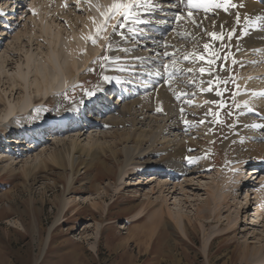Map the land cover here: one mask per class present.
Listing matches in <instances>:
<instances>
[{"label":"bare ground","instance_id":"obj_1","mask_svg":"<svg viewBox=\"0 0 264 264\" xmlns=\"http://www.w3.org/2000/svg\"><path fill=\"white\" fill-rule=\"evenodd\" d=\"M175 1L156 0L154 8L139 9L141 22H135L136 30L126 33L128 40H125V36L119 38V27L111 30L117 18V25L121 24V17L110 19L106 30L99 34L96 29L103 23L101 12H107L114 2L128 0H0V20H4L0 23V84L7 85L0 96V129L7 130L13 136H5L8 145L17 144L23 135V138H29L28 146L32 145L29 151L45 147L48 141L53 142L49 149L20 162L27 179L35 168L46 165L48 161L56 162L63 172L68 169L72 173L81 164L84 168L93 166L97 171L96 177L100 170L111 174L112 167H106L108 157L116 161L119 157L124 158L123 169L140 160L146 162L149 172L169 170L182 175L189 171L206 172L219 167L220 162L211 156L214 147L213 141H210L213 122L207 117L208 113L204 115L190 109L203 105L211 110L216 103L226 102L229 84L223 85V82L229 79L232 84L236 80L240 90L234 93V97L238 98L233 111L234 132L224 150L226 157L233 159L231 164L236 170L230 185L232 192L235 191L232 200L239 199L238 182L252 162L250 158L264 160V98L259 95L264 93V82L258 79L259 75H264V66L243 78L241 75L236 78L228 65L240 58L251 61L253 57L257 64H264V1L259 4L254 0H231L237 7L228 11L215 7L207 11L193 8L195 19L202 22L198 28L187 20L188 11L183 5L187 4V0L177 4ZM212 2L223 4L224 0ZM73 4L75 7L71 11L69 7ZM240 4L243 7H239ZM178 12L185 15V20H175ZM237 15L240 16L238 23ZM213 31L222 34L223 41L219 45L218 40L206 34ZM230 32H234L233 38H229ZM188 33L195 35L189 36ZM88 37H94L96 43L93 44ZM204 43L210 46L206 53ZM237 49H240L239 55L234 52ZM194 50L205 55V60L210 57L218 60L205 66L203 60L195 57L183 59L185 54ZM14 51L19 57L10 59ZM212 53H216V56ZM10 60L12 63H9ZM174 61L177 62L175 65ZM201 67L214 69V74L206 76L200 73ZM90 70L99 73V80L91 89L95 95L86 94L72 102V97L58 94L68 83L83 85ZM206 77L213 83L211 94L205 97L208 103H204L205 98L197 90L199 86L204 88L200 82ZM3 80L7 83H3ZM256 88L259 93L254 98L251 92ZM244 91L249 92L241 95ZM110 96H114V105ZM50 99L55 101L56 107L35 117L39 106L46 107ZM158 106L163 108L162 112L156 111ZM183 123H186V127H183ZM111 127L122 128V131L115 130L101 136L102 139L95 134L88 138L92 139L93 145L81 144L80 138L85 134L90 136L93 129L105 134L104 131ZM189 127L206 133L189 139L183 134L191 129ZM52 130L57 132L55 136L42 138H47ZM72 131H75V136L71 134ZM63 134L67 137L58 136ZM200 135L202 138H198ZM107 137L111 138V144L105 147L99 144ZM10 161L12 159L2 162L0 170H16L15 164ZM122 171L119 173L122 174ZM262 174L259 173L258 177L263 181V187L255 192L254 198L258 201L259 209L264 208ZM67 181L70 187L72 177ZM156 182L159 190L166 186ZM243 187L245 203L236 201L235 204H239L235 208L237 213L241 208L245 209L244 204H253V207L257 204L250 201V189L245 184ZM68 205L65 204L64 212L70 209ZM164 206L162 204L152 217L163 218L165 213L173 217V208L166 209ZM201 213L197 212L196 215ZM249 213H252L253 219H257L258 215L253 210ZM142 215L140 210L132 216V220H140Z\"/></svg>","mask_w":264,"mask_h":264},{"label":"rangeland","instance_id":"obj_2","mask_svg":"<svg viewBox=\"0 0 264 264\" xmlns=\"http://www.w3.org/2000/svg\"><path fill=\"white\" fill-rule=\"evenodd\" d=\"M74 7L73 4L69 8L72 11ZM11 54L10 59L19 57L16 51ZM233 65L241 68L236 62ZM229 67L231 70V65ZM233 69L235 71V67ZM98 80L99 73L90 70L84 84L76 85L65 96L76 102L91 91ZM3 83L7 82L3 80ZM6 87L0 84V96ZM236 102L220 111L222 122L215 119L219 114L211 111L212 116L208 115L209 110L203 106L190 109L195 113H208L207 117L213 122L211 156L220 163L219 167L206 172L189 171L182 175L168 170L169 175L165 176L154 174L158 170L149 172L144 161H135L137 164L123 169L124 158L116 161L108 157L106 167H112L111 174L100 170L96 177L93 166L84 168L81 164L74 173L68 169L63 172L56 162L48 161L35 168L27 179L20 162L49 149L53 142L29 151L32 146H28L29 138L20 137L18 147H14V143L8 145L5 139L4 144L0 141V164L12 159L10 162L16 168L11 172L0 170V264H264V260L260 261L264 257V208L259 209L258 201L254 200L263 181L256 187L246 185L250 189V201L257 203L254 207L244 204L245 209L237 213L235 208L239 204L235 203H245V191H239L240 200H232L235 191L232 192L230 185L236 170L231 164L233 159L226 157L224 146L233 135L232 110ZM55 107V101L50 99L46 107L39 106L35 117ZM213 110L217 112L218 107ZM189 128L183 133L189 139L206 133ZM115 130L122 131V128L111 127L105 134L93 129V133L83 135L80 142L93 145L89 137L97 134L102 139L101 136ZM0 134L13 137L7 130L0 129ZM71 134L76 135L75 131ZM58 136L67 137L66 134ZM111 142L107 137L99 144L105 147ZM250 160V164L256 161L253 157ZM70 176L72 183L68 187ZM155 181L167 187L159 190ZM66 203L70 209L64 212ZM161 203L166 209L173 208V217L166 213L163 218L152 217ZM140 210L143 217L132 220ZM250 210L258 215L257 219H253ZM200 211L203 213L196 215Z\"/></svg>","mask_w":264,"mask_h":264},{"label":"snow or ice","instance_id":"obj_3","mask_svg":"<svg viewBox=\"0 0 264 264\" xmlns=\"http://www.w3.org/2000/svg\"><path fill=\"white\" fill-rule=\"evenodd\" d=\"M156 4V0H128V2H119V3H112L109 7H108V11L107 12H101L100 15L102 17L103 23L97 27L96 32L97 34L103 32L106 30L107 27V23L110 19H112L113 17H122L124 23H121L119 25H113V30L116 29V27H124L126 26L127 23L129 22H136V23H140V17L138 15V10L144 8L145 10H147L148 8H154ZM221 8L223 7L225 11H228L229 8H235L237 7L236 4L232 3L231 0H224L223 4L220 3H214L212 2V0H187V8H188V12H187V20L192 24V26L194 28H198L202 26V22L201 21H197L195 19V14L193 13L192 9H204L205 11H207L209 8ZM239 7H243V4H240ZM34 11V10H33ZM175 20L177 22H180L182 20H185V15L183 13H177V15L175 16ZM237 23L240 20V16L237 15L236 17ZM221 28H223V26H221ZM209 37H211V39L213 40H217V39H222V34L218 35L217 32L213 31V32H208L206 33ZM187 35L189 36H194L195 33H188ZM104 39H109V37H103ZM181 38H185V37H181ZM229 38H231V33H229ZM88 39L91 40V42L93 44L96 43V39L94 37H88ZM203 50L204 52H208L210 50V46L208 43H204L203 44ZM213 56H216V53H212ZM190 57H195L198 60H205L206 56L205 55H201L198 54L195 50L192 53L189 54H185L183 56L184 60H188ZM104 59H107V57H104ZM207 62L209 64L212 63V60H207ZM174 65L175 63H177L176 61L173 62ZM167 67V66H165ZM188 71H192V69H188ZM200 73H204L205 69L203 67L199 68ZM105 79H107V77H105ZM89 96H93L95 95V92L93 91H89L86 93ZM217 95H220L219 92H217ZM253 95H256V93H253ZM262 98H264V93H260L259 94ZM179 98V97H177ZM238 106V105H237ZM157 112H162L163 108L161 106H158L156 108ZM181 111H183V109H181Z\"/></svg>","mask_w":264,"mask_h":264}]
</instances>
